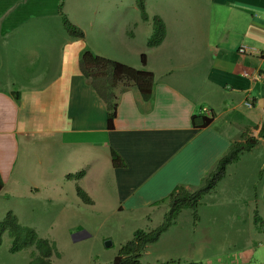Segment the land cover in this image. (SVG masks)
<instances>
[{"label":"crops","instance_id":"0c3cea01","mask_svg":"<svg viewBox=\"0 0 264 264\" xmlns=\"http://www.w3.org/2000/svg\"><path fill=\"white\" fill-rule=\"evenodd\" d=\"M142 1L146 20L137 0H0V195L11 190L44 200L48 211L61 213L59 222L72 208L165 214L167 202H158L176 186L198 188L233 143L256 138L247 153L264 150L258 138L264 120V0ZM62 15L83 32L82 39L67 33ZM155 17L165 37L149 47ZM241 46L252 53L239 54ZM85 49L153 74L148 101L131 82L113 90L112 130L104 103L79 70ZM244 73H260L261 79ZM247 98L254 102L250 109ZM205 109L212 122L198 129L191 118H209ZM112 152L123 166L113 165ZM247 153L204 197L211 198L231 173L255 177L253 160H243ZM260 164L259 170L264 155ZM80 172L79 179L68 178ZM77 187L91 204L80 201ZM240 194L243 200L234 199L233 207L248 206L253 230L260 232L254 213L264 221V177ZM225 263L220 257L207 264Z\"/></svg>","mask_w":264,"mask_h":264},{"label":"rangeland","instance_id":"374dc122","mask_svg":"<svg viewBox=\"0 0 264 264\" xmlns=\"http://www.w3.org/2000/svg\"><path fill=\"white\" fill-rule=\"evenodd\" d=\"M263 155L261 147L251 155L245 154L243 160L251 159L256 165L255 177L248 173H231L232 179L226 178L211 198L203 197L197 209V220L191 210H184L158 241L147 246L140 260L144 263L182 260L207 264L223 257L227 264H264V230L256 224L260 232L253 230L252 213L246 210L248 206L233 207L234 199L243 200L239 194L245 187L253 188L264 177V166L258 169ZM48 208L50 205L44 200L27 199L11 190L0 195L2 217L9 212L16 216V212L22 225L33 228L39 237L54 245L57 254L50 258L53 264H110L135 230L153 229L165 215L159 210L148 215L114 212L106 207L103 212H81L72 208L67 214L69 217L59 222L61 213H52ZM51 215L55 218L52 225L47 219ZM10 246L11 238L5 232L0 245V264H29L34 247L12 252Z\"/></svg>","mask_w":264,"mask_h":264},{"label":"trees","instance_id":"16d2710c","mask_svg":"<svg viewBox=\"0 0 264 264\" xmlns=\"http://www.w3.org/2000/svg\"><path fill=\"white\" fill-rule=\"evenodd\" d=\"M138 9L142 19H147L145 6L142 0H137ZM61 11V5L59 6ZM62 21L65 30L72 37L82 39L83 32L72 25L67 18L62 15ZM165 37V27L160 18L153 19V33L148 40L149 47H155L162 43ZM142 63L145 64V58L142 57ZM79 70L81 74L90 82V86L96 92L98 97L104 103L107 113V128L113 129L117 102L113 90L123 82H131L140 93L144 101H148L152 95L154 77L153 74L137 70L118 62L105 59L94 55L85 49L80 54ZM14 98L19 99V94H15ZM213 116L197 117L192 116V125L198 129L207 127L212 122ZM264 139V120L258 136ZM258 140L256 138L245 137L242 142H235L229 150L218 160L216 166L201 181L198 188L190 191L183 186H176L172 192L162 201L167 202L168 211L163 216V220L159 225L150 230L137 229L134 231L130 240L125 242L114 256L110 264H202L201 261H182L167 260L156 263H144L140 260L143 251L148 244H152L160 238L162 233L166 232L172 226L183 210L189 209L193 212L194 218L197 220V209L204 196L209 194L218 183L225 177L226 169L229 165L237 162L240 156L250 152L256 147ZM112 163L114 166H123L117 155L112 152ZM83 175L82 172L75 175H69V179H79ZM2 182L0 181V190ZM76 195L84 204H91L90 198L79 187L76 188ZM157 205V204H156ZM254 223L264 230V221L259 217L257 212L254 213ZM7 233L11 238L10 251L15 252L22 249L34 247L31 251L29 264H53L51 256L57 254L52 245L46 238L39 237L33 228L20 224L15 215L7 213L0 221V245L2 235Z\"/></svg>","mask_w":264,"mask_h":264},{"label":"built area","instance_id":"2783aa9c","mask_svg":"<svg viewBox=\"0 0 264 264\" xmlns=\"http://www.w3.org/2000/svg\"><path fill=\"white\" fill-rule=\"evenodd\" d=\"M237 51H238L239 54H242V55H246V54L252 53V49H250V48H248L246 46L239 47ZM244 76L249 78L252 81H259L261 79V74L260 73H255V74H252V75H250L249 73H244ZM244 105H245L246 108L250 109V108L253 107L254 102H253L252 99L247 98L246 101L244 102ZM203 112L210 116V112L207 109L203 110Z\"/></svg>","mask_w":264,"mask_h":264}]
</instances>
